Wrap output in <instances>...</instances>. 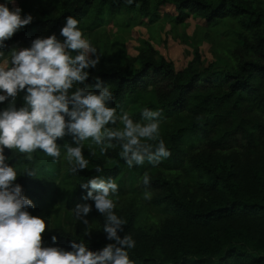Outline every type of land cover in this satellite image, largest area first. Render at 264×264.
Wrapping results in <instances>:
<instances>
[{
  "label": "trees",
  "instance_id": "1",
  "mask_svg": "<svg viewBox=\"0 0 264 264\" xmlns=\"http://www.w3.org/2000/svg\"><path fill=\"white\" fill-rule=\"evenodd\" d=\"M15 1L21 17L31 14L33 20L5 41L2 56L12 48H30L36 38L55 34L59 41L65 39L60 30L69 15L87 31L101 27L108 16H122L129 25L136 9L151 14L165 3L174 6L178 23H185L192 13L210 24L225 17L239 20L248 32L239 34L241 44L232 48L231 69L221 72L215 70V62L196 67L198 47L186 65L176 69L148 40H142L135 55L125 47L106 54L104 46L91 43L101 58L96 68L88 69L85 86L98 92L99 77L113 94L109 106L118 114L127 111L134 121L141 120L144 108L160 110V137L171 155L157 166L145 162L129 168L118 145L101 155L89 139L85 143L93 145L95 155L85 148L88 168L73 173L70 167L65 174L71 177L72 192L97 175L118 177L120 183L126 174L131 181L139 177V185L151 191L149 201L165 214L150 228L137 223L138 204L133 199L115 204V213L127 222L118 235L130 234L135 240L128 250L134 264H264V0ZM6 4L10 10L17 8ZM78 87L84 85L74 84L70 92ZM24 96V91L18 93L17 109L24 105ZM10 103L11 98L0 103V111ZM42 154L38 149L28 161L18 150H4L6 163L17 171L14 183L33 201L34 207L25 209L33 216L53 202L46 195L47 178L41 170L48 164L39 162ZM96 165L104 171L97 172ZM26 169L35 175L24 174ZM145 172L150 176L147 188L142 181ZM93 213L97 224L90 235L54 225L42 234L43 244L72 251L74 240L84 241L95 252L114 243L103 231L104 217L97 210Z\"/></svg>",
  "mask_w": 264,
  "mask_h": 264
},
{
  "label": "clouds",
  "instance_id": "2",
  "mask_svg": "<svg viewBox=\"0 0 264 264\" xmlns=\"http://www.w3.org/2000/svg\"><path fill=\"white\" fill-rule=\"evenodd\" d=\"M127 2L131 4L133 0ZM21 11L19 7L10 10L7 4H0V48L20 28L32 22V15L22 18ZM78 24L75 17L67 16L60 30L65 38L63 42L55 34L36 38L30 48H12L10 67L0 66V92L4 93L0 94V103L11 98L8 107L0 111V264H134L128 250L135 247L130 234L123 238L118 235L127 224L114 211L111 197L118 192V185L114 179L106 180L99 175L81 184L88 190L83 199L94 201L95 209L105 219L103 231L114 243L95 252L84 241L75 240L72 251L43 247L46 222L25 210L34 204L23 195L22 186L14 183L17 171L6 163L5 148L26 154L28 161L39 149L55 162L61 157V147L56 141L71 135L75 146L66 143L63 148L73 173L88 168L83 149L89 139L99 146L101 155L118 145L119 155L129 168L145 162L157 166L171 155L160 137V110L144 108L141 120L134 121L127 111L118 114L116 107L109 106L113 94L99 77L96 78L98 92L85 86L90 75L88 69L96 68L101 57L83 38ZM74 84L84 87L70 92ZM21 91L25 92L24 105L17 109L15 100ZM90 154L95 155V151ZM95 169L99 173L104 171L99 165ZM24 174L35 175L31 169H26ZM142 181L146 188L150 186L147 172ZM144 198L150 199L151 194L145 192ZM73 211L76 219L87 226L84 235H90L91 225L85 217L92 211V205L77 204ZM51 239L55 244L56 236Z\"/></svg>",
  "mask_w": 264,
  "mask_h": 264
},
{
  "label": "rangeland",
  "instance_id": "3",
  "mask_svg": "<svg viewBox=\"0 0 264 264\" xmlns=\"http://www.w3.org/2000/svg\"><path fill=\"white\" fill-rule=\"evenodd\" d=\"M9 0H0V4H6ZM11 3V2H9ZM17 7V2L11 3ZM176 10L172 4L165 3L151 14H142L135 10L134 20L126 25L122 16H108L103 25L91 31L81 30L83 38L95 45L104 46L106 54H113L121 47H125L128 53L135 55L142 40L150 41L153 46L166 59L171 60L176 69H181L193 57L194 49L199 48L200 63L196 67L201 68L210 62H215V70L221 72L232 67L234 54L232 48L241 44L239 34L247 33L239 20L225 17L216 24L207 23L205 18L197 14H189L185 23L176 22ZM64 39L61 40L63 42ZM21 49V48H19ZM10 55H0V66L10 67ZM218 72V73H219ZM57 144L61 147V157L53 162V158L42 152L39 162L45 161L48 166L41 170L42 176L47 178L46 195L52 199L50 206L44 205L38 211L37 217L46 222V230L54 225H61L73 232H85L86 225L75 217L74 209L77 204H91L92 211L85 217L91 226L97 224L94 201L84 200L87 195L86 189L72 192L71 177L65 173L71 167L65 159L66 150L63 146L72 144L71 135H66L63 139H58ZM93 150V145L84 142L85 148ZM108 165H113V160H109ZM18 168L25 165L16 164ZM121 176V174H120ZM107 180V176L102 177ZM118 185V192L112 196L115 204L126 203L133 199L138 204L137 223L143 228L152 227L155 222L162 221L164 210L161 206L153 204L149 199L144 198V193L151 191L139 185V177L129 180L126 174L118 182V177L113 178ZM121 187V188H120ZM45 230V231H46ZM45 247V244H42Z\"/></svg>",
  "mask_w": 264,
  "mask_h": 264
}]
</instances>
